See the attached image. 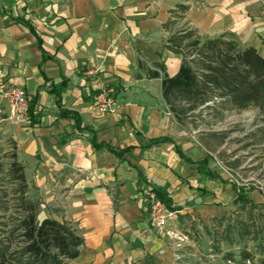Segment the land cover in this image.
Segmentation results:
<instances>
[{
    "label": "crops",
    "instance_id": "obj_1",
    "mask_svg": "<svg viewBox=\"0 0 264 264\" xmlns=\"http://www.w3.org/2000/svg\"><path fill=\"white\" fill-rule=\"evenodd\" d=\"M178 4L187 5L181 18L172 13ZM260 7L261 0H0V84L21 86L33 104L13 122L0 96V138L13 141L41 219L77 224L84 242L72 264H177L175 239L149 224L148 188L181 209L167 225L178 234L239 205L242 185L198 129L168 109L159 65L170 76L178 71L182 56L166 40L181 26L202 38L233 33L264 54ZM102 88L116 100L111 113L92 102ZM245 188L264 204V192Z\"/></svg>",
    "mask_w": 264,
    "mask_h": 264
},
{
    "label": "trees",
    "instance_id": "obj_2",
    "mask_svg": "<svg viewBox=\"0 0 264 264\" xmlns=\"http://www.w3.org/2000/svg\"><path fill=\"white\" fill-rule=\"evenodd\" d=\"M186 9L187 5L178 4L172 13L181 18ZM166 47L182 56L174 75L166 73L164 64L159 65L163 99L179 122L199 129L200 122L207 123L205 115L219 119L226 112L250 105H257L264 114V54L255 47L244 45L229 32L202 39L191 27L175 31L166 40ZM32 107L29 103L28 114ZM74 117L81 128L79 117ZM90 139L95 147L100 146L93 136ZM11 144L7 167L0 157V176H8L15 201L8 213V191L0 187V264H72L84 242L77 224L49 217L38 220L39 201L29 195L23 165L17 160L13 141ZM236 202L241 208H264V204L253 203L244 186L239 187ZM259 246L256 262L254 252L246 248L226 252L223 258L235 264H264V244Z\"/></svg>",
    "mask_w": 264,
    "mask_h": 264
},
{
    "label": "rangeland",
    "instance_id": "obj_3",
    "mask_svg": "<svg viewBox=\"0 0 264 264\" xmlns=\"http://www.w3.org/2000/svg\"><path fill=\"white\" fill-rule=\"evenodd\" d=\"M204 118L207 123L200 122L198 131L208 139L212 152L227 167L230 177L244 187L264 192V114L260 108L250 105L226 112L219 119L210 115ZM211 133L215 135L210 136ZM11 147L9 139L0 138V157L5 167L10 161ZM0 177V187L8 191L9 213L15 206L12 186L5 173ZM42 213L43 209L40 214L37 211L38 220H42ZM179 236L181 239L175 238L179 252L177 264H235L223 256L226 252L238 253L241 248L254 252L256 262L259 245L264 244V208L236 205L220 223L214 221L206 226L195 223Z\"/></svg>",
    "mask_w": 264,
    "mask_h": 264
},
{
    "label": "built area",
    "instance_id": "obj_4",
    "mask_svg": "<svg viewBox=\"0 0 264 264\" xmlns=\"http://www.w3.org/2000/svg\"><path fill=\"white\" fill-rule=\"evenodd\" d=\"M260 16L263 21L264 31V0H261ZM0 96L6 100L8 105V118L13 122H19L27 118L29 98L21 86L0 84ZM92 102L101 113H111L115 111L117 103L111 94V89L102 88L92 95ZM223 168L227 167L220 161ZM234 182L239 186L237 179ZM146 201L149 214L150 226L160 235H169L173 239H181L178 233L168 230L167 225L171 221H176L181 209L174 205L166 203L152 188L146 190Z\"/></svg>",
    "mask_w": 264,
    "mask_h": 264
}]
</instances>
